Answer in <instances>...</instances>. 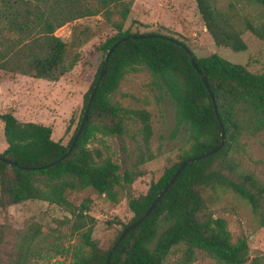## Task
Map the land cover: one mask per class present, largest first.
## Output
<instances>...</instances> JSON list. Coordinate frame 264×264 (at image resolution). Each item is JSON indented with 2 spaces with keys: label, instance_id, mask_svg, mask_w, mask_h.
Here are the masks:
<instances>
[{
  "label": "trees",
  "instance_id": "obj_1",
  "mask_svg": "<svg viewBox=\"0 0 264 264\" xmlns=\"http://www.w3.org/2000/svg\"><path fill=\"white\" fill-rule=\"evenodd\" d=\"M195 1L217 44L245 50V30L264 39V18L242 19L238 10L224 8L216 0ZM253 1L264 4V0ZM131 6V0H0V68L12 73L52 81L64 76L81 56L72 46L90 36L88 27L76 32L78 25L72 39L65 40L56 30L67 21L103 13L117 28L99 45L102 57L67 143L52 137L50 125L21 120L8 109L0 112L8 143L0 151V206L7 210L11 204L40 199L71 212L58 218L57 225L46 233L39 221H29L19 228L6 219L0 222V264H29L42 237L49 240L51 234L60 239L79 236L76 243L55 246L56 252L71 254L68 264H104L117 241L108 264H162L178 244L183 245L179 264L196 259L197 249H204L218 264H264V253L252 256L248 237L241 235L234 240L227 219L215 215L214 210L220 194L230 190L252 205L264 225V179L242 166L236 155L243 146L244 133H264V67L255 72L217 52L199 56L185 39L161 29L124 27ZM116 13L119 19H113ZM132 33L142 35L131 37ZM124 36L128 38L107 57L103 81L75 145L53 165L28 168L65 155L99 79L103 57ZM185 44L194 54L198 69L191 63ZM140 68L150 71L160 90L175 102L176 123L190 146L157 179H152L146 192L129 196L133 216L128 222L117 220L121 226L105 245L93 237L95 217L89 213L92 197L74 203L67 193L70 189L93 187L96 195L116 202L136 177L147 172L143 165L154 157L150 146L151 112L144 107L125 106L113 98L124 76ZM133 118L141 119L139 130L144 141L138 145L132 164L122 170L111 155L89 143L97 131L121 136ZM221 122L226 137L221 148L188 162L149 215L119 240L127 225L143 216L186 158L220 144ZM109 222L113 224V220ZM64 225L69 227L68 232Z\"/></svg>",
  "mask_w": 264,
  "mask_h": 264
},
{
  "label": "rangeland",
  "instance_id": "obj_2",
  "mask_svg": "<svg viewBox=\"0 0 264 264\" xmlns=\"http://www.w3.org/2000/svg\"><path fill=\"white\" fill-rule=\"evenodd\" d=\"M216 1L224 8L238 10L242 19L249 17L260 21L264 18L263 3L253 0ZM131 4L124 27L161 29L185 39L199 56L217 52L230 61L246 64L255 72L262 71L264 67V39L251 30H245L243 35L248 42L245 50H235L230 46L217 44L195 0H131ZM119 18L120 14H114L113 19ZM78 25L76 32L88 27L90 36L87 41L72 46L80 51L81 56L60 79L52 81L0 68V112L8 109L21 120H34L50 125L52 137L64 143H67L78 122L84 104V94L94 79L97 64L102 57L99 45L117 31L113 22L103 13H99L67 21L57 28L56 33L70 41L75 26ZM113 98L125 106L144 107L151 112L150 146L154 157L143 165L147 172L136 177L116 202L103 195H96L93 187L68 190L67 195L74 203H79L86 196L92 197L89 213L95 217L93 237L102 240L105 245L114 238L117 228L121 226L117 220L128 222L133 216L128 204L129 196L146 192L152 179H157L170 162L177 160L184 149L190 146L182 127L176 123L175 102L167 92L160 90L146 68L128 72ZM71 117L74 119L71 120ZM3 122L0 118V151L8 145L3 133ZM68 124L70 125L67 127ZM139 125H142L140 118L130 119L127 131L121 136L97 131L89 145L99 148L105 155H111L121 164L123 170L132 164L138 145L143 144ZM241 141L243 146L236 155L240 158L242 166L254 170L257 176L264 179V133H244ZM215 204V215L227 219L233 239L246 235L251 255L264 253V225L260 223L252 205L230 190H224ZM68 214H71L70 210L40 199L11 204L7 210L0 206V222L6 219L13 227L19 228L29 221H39L43 224L45 233L48 228L57 225L58 218ZM110 220H113V224H110ZM63 229L69 231L67 225H64ZM43 237L39 242L37 254L32 256L29 264H68L71 254L58 253L55 246H68L80 239L78 235L60 239L51 234V240ZM182 250V244L173 246L162 264H179ZM196 255V259L186 264H218L204 249H197Z\"/></svg>",
  "mask_w": 264,
  "mask_h": 264
},
{
  "label": "water",
  "instance_id": "obj_3",
  "mask_svg": "<svg viewBox=\"0 0 264 264\" xmlns=\"http://www.w3.org/2000/svg\"><path fill=\"white\" fill-rule=\"evenodd\" d=\"M139 35H142L141 33H132L131 37H136V36H139ZM128 37L127 36H124V37H121L120 39H118L116 41V43L107 51V53L105 54V57H103V60H102V63H101V66H100V74H99V79L97 81V83L95 84L91 94H90V98H89V101L87 103V106L85 108V111H84V114H83V117H82V121H81V124H79L77 130L75 131V133L73 134V139L71 141V144L69 146V149L67 150V152L65 153V155H62L61 157H59L58 159H55L51 162H48L46 164H43V165H36V166H27L28 168H39V167H46V166H50V165H53L54 163L58 162L59 160H62L68 153V151L75 145V143L77 142L78 140V135L83 127V125L85 124L86 122V119H87V116H88V112H89V108L91 106V103L93 101V98L96 94V91H97V88L98 86L102 83L103 81V77H104V74H105V65H106V60H107V57H109V55L111 54V52L113 51L114 47L116 45H118L119 43H121L122 41L126 40ZM185 48L187 51H189V54H190V61L191 63L196 67V64H195V57H194V54L192 53L190 47L188 45L185 44ZM196 69H198L196 67ZM206 83H207V86H208V89L210 90V85H209V82H208V79L206 78L205 74L202 73ZM215 109L217 110V107L215 106ZM217 115L219 116V114L217 113ZM220 134H221V142L220 144L209 150V151H204V152H201V154L197 155V156H193V157H188L186 158L182 163L181 165L177 168V170L175 171L174 175L172 176V178L169 180V182L164 186V188L162 189L161 192H159L157 194V196L153 199V201L150 203V207L147 209V211L143 214V216L141 218H138L137 220H135L134 222L130 223L127 225V227L122 231V233L120 234V237H119V240H121L124 235L132 228L135 226V224L137 223H140L145 217H147L151 211V209L156 205V203L160 200V198L162 197L163 193L166 192L170 186L172 185L174 179L178 176V174L180 173V171L182 170V168L188 163L190 162L191 160H194L198 157H200L201 155L205 154V153H210V152H215L216 150L220 149L221 146L224 144V141H225V132H224V124L221 122V127H220ZM118 241L112 246V248L110 249L109 251V254H108V257L106 258V261L104 264H108V261H109V258L112 256V253L117 245Z\"/></svg>",
  "mask_w": 264,
  "mask_h": 264
}]
</instances>
